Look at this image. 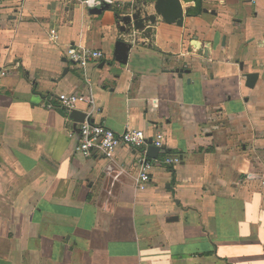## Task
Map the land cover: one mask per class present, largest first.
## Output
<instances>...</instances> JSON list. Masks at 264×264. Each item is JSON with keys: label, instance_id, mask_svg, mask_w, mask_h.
Instances as JSON below:
<instances>
[{"label": "crops", "instance_id": "1", "mask_svg": "<svg viewBox=\"0 0 264 264\" xmlns=\"http://www.w3.org/2000/svg\"><path fill=\"white\" fill-rule=\"evenodd\" d=\"M108 1L0 10V264H264V0H180L182 25L167 0ZM74 43L106 56L97 121L163 134L178 164L138 186L142 150L75 153L81 123L46 108L89 91Z\"/></svg>", "mask_w": 264, "mask_h": 264}, {"label": "built area", "instance_id": "2", "mask_svg": "<svg viewBox=\"0 0 264 264\" xmlns=\"http://www.w3.org/2000/svg\"><path fill=\"white\" fill-rule=\"evenodd\" d=\"M5 1L6 0H0V10L4 8ZM100 5L101 3L99 1H95L91 7L96 8ZM138 36L139 33L136 29H133V32L125 41L128 44L136 45L139 40ZM66 55L70 62L83 71L86 83L89 86V91L86 94H59L56 98L57 104L48 102L46 108L48 110L60 108L65 110L68 114L80 112L85 115V119L79 125L78 129L79 143L75 150L77 155L84 158L93 157L95 154L111 157L121 147L142 150L143 155L140 156L138 161V186L146 185L152 181V172L155 167H160L162 165L172 166L180 162L178 158H163L160 152L156 159H152L147 155L151 145L157 147L160 151L162 150L164 147L163 134H158L150 143L138 129L126 128L124 132L117 133L97 121L98 116H100L103 111L96 104L95 89L87 74L91 64H105L106 56L102 50L74 43L68 47Z\"/></svg>", "mask_w": 264, "mask_h": 264}, {"label": "water", "instance_id": "3", "mask_svg": "<svg viewBox=\"0 0 264 264\" xmlns=\"http://www.w3.org/2000/svg\"><path fill=\"white\" fill-rule=\"evenodd\" d=\"M186 15V12L182 6V3L180 0H167L165 3V9L162 14L163 20L167 24H176L178 23L179 25L183 24L184 16ZM123 22L124 26L123 29L126 30V26H128L131 23V20L129 18L121 19ZM121 22V23H122ZM139 26H134V29L136 31L143 30L142 24H138ZM133 31L130 32V34ZM129 34V35H130ZM125 53H120L119 59H123V55ZM71 119L74 120L76 123H82L85 119V115L80 112H73L71 115ZM151 143V141H149ZM160 149L154 146H150L147 155L152 158L156 159L159 155Z\"/></svg>", "mask_w": 264, "mask_h": 264}]
</instances>
